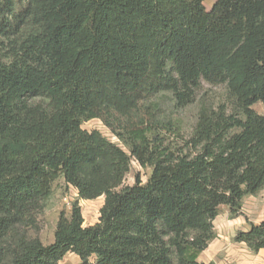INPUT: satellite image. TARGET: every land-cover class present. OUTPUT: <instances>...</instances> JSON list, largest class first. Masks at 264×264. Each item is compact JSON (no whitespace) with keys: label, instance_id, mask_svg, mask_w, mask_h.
<instances>
[{"label":"trees","instance_id":"trees-1","mask_svg":"<svg viewBox=\"0 0 264 264\" xmlns=\"http://www.w3.org/2000/svg\"><path fill=\"white\" fill-rule=\"evenodd\" d=\"M202 81L231 108L200 102L173 148L152 100L185 108ZM131 161L149 175L119 189ZM58 177L77 199L43 245L36 201ZM263 189L264 0H0V264H204L218 207L240 216ZM100 197L84 227L77 201ZM234 242L264 251V220Z\"/></svg>","mask_w":264,"mask_h":264},{"label":"rangeland","instance_id":"rangeland-1","mask_svg":"<svg viewBox=\"0 0 264 264\" xmlns=\"http://www.w3.org/2000/svg\"><path fill=\"white\" fill-rule=\"evenodd\" d=\"M205 5L206 9H208L211 1L205 2ZM152 101L158 103L161 117L162 115L166 116L178 124L179 133L174 135L166 134L167 142L173 148L180 147L182 145L181 141L183 142L189 137L200 102L214 107L225 104L228 111L231 108L230 102L226 98L225 85H210L204 81L200 84L193 104L185 108L175 109L168 96L160 95ZM252 108L258 114L263 113V106L259 103ZM81 128L88 132L98 131L104 138L122 148L121 143L99 120L84 122ZM181 138L183 139L181 140ZM148 175V169H143L136 162L131 161L129 172L119 189L133 185L136 176H139L141 182L144 183ZM76 199V191L66 186L62 178L58 177L52 183L50 195L37 199L35 227L30 230L29 234L38 237L43 245L52 243L58 215L61 212L68 215L71 204ZM77 202L81 210L83 226H92L97 223L99 210L103 204V197L93 201L78 200ZM263 220L264 189L256 195H248L243 198L240 216L232 218L227 207H218L217 216L213 221L215 239L209 243L207 249L200 254L197 261L204 264H264V252L252 253L243 244L234 242L236 234L247 231L250 223L258 224ZM59 264H80V262L75 255L67 254Z\"/></svg>","mask_w":264,"mask_h":264},{"label":"crops","instance_id":"crops-1","mask_svg":"<svg viewBox=\"0 0 264 264\" xmlns=\"http://www.w3.org/2000/svg\"><path fill=\"white\" fill-rule=\"evenodd\" d=\"M208 9H209V8H208ZM261 252L263 253L264 251H260L259 253H261Z\"/></svg>","mask_w":264,"mask_h":264}]
</instances>
